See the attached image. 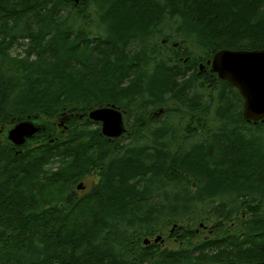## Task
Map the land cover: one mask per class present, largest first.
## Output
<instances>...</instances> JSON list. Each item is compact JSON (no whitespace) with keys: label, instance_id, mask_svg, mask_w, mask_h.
Returning a JSON list of instances; mask_svg holds the SVG:
<instances>
[{"label":"trees","instance_id":"trees-1","mask_svg":"<svg viewBox=\"0 0 264 264\" xmlns=\"http://www.w3.org/2000/svg\"><path fill=\"white\" fill-rule=\"evenodd\" d=\"M92 1L96 20L78 12L71 22V13L61 14L62 0H0V21L4 18L0 23V56L19 37L32 41L37 56L48 50L53 56L46 64L28 68L0 66V123L33 112L53 118L64 110L84 111L106 103L127 108L134 116L136 134L124 145L99 136L98 129L85 118L77 120L64 142L65 161L51 173L53 183L73 184L97 169V215L93 226L78 235L84 251L105 264H138L152 253L138 247L146 234L160 232L172 223L199 222L216 212L230 219L238 210L256 213L248 202L259 195L258 205L264 203L263 188L252 182L264 164V125L255 127L262 129L260 134L242 125L228 128L229 122H243L239 113H231V99L236 94L225 82L217 97L209 101L203 99L201 91L208 78L196 84L197 77L192 75L176 88L171 85L172 80L186 74L181 56L202 50L207 57L214 48L241 47L220 37L233 17L231 8L240 12L239 5H247L240 16L235 11L241 20L255 11L256 0H219L221 9L213 0H158L161 4L154 0ZM157 36L175 39L179 45L157 49L153 40ZM95 41L110 45L113 54L109 52L90 66L82 47ZM256 44L264 45V41L247 46ZM141 46L150 49L142 55L135 50ZM72 63L82 70L73 72ZM158 106H163L169 116L180 112L183 126L175 122L152 126L150 112ZM208 111L212 113L211 122ZM219 118L224 123L220 126ZM236 128L248 131L250 138L247 133L238 134ZM203 129L213 138L231 143L238 152L241 169L211 166L209 140ZM187 134L193 136L188 138ZM61 143L48 145L46 151L58 152ZM23 170L19 156L0 147V208H8L0 216V264H71L77 255L71 237L61 244L44 242L33 250L29 240L34 229L65 224L66 218L81 207L82 199L76 201L65 194L48 212L31 210L32 195L28 191L7 188ZM65 199L67 205L61 208ZM246 225L258 232L253 236L245 231L244 238L264 236L261 216L251 218ZM177 256L185 257V251L163 250L154 259L161 264Z\"/></svg>","mask_w":264,"mask_h":264},{"label":"bare ground","instance_id":"bare-ground-1","mask_svg":"<svg viewBox=\"0 0 264 264\" xmlns=\"http://www.w3.org/2000/svg\"><path fill=\"white\" fill-rule=\"evenodd\" d=\"M62 1H63L61 3L62 5H60L61 10H62L61 14L64 15V14H66L67 11H68V13H71L70 18H69V20L71 22L77 16L76 13H78V12L83 13V15L88 16L89 18L96 20L97 15H95V12L92 9V8H95L96 5H94V2L92 0H62ZM86 4H88L87 9L85 7ZM69 6H72L73 9L68 8ZM63 7H65V8H63ZM255 8H256L255 11H257V15L255 16V18L258 17V12L260 13L259 16H263L264 15V0H256V7ZM7 13L17 14V13L12 12V11H7ZM91 14H92V16H91ZM6 17L8 18V17H10V15L9 16L7 15ZM258 18H260V17H258ZM3 20H4V18L0 21V23H3ZM0 40H1V34H0ZM21 40H26L25 44L26 45L28 44V47H27L25 54L26 55H32L33 59L41 58V57H43V56H45L51 52V50H48L44 55L37 56L34 49H32V41L30 39H28L27 37H25V38L19 37V38L13 40L8 48L13 46L14 44L20 43ZM153 40L157 44V49H160V46H163L165 49H168L171 47L177 48L179 45V42L176 41L175 39H172V38L168 39V38L162 37V36H157V38H155ZM96 42H98V41L92 42L89 45L82 47L83 51H85L86 49H92V47H98L101 49L109 50L110 54H113V50H112V47L110 45H108V44L98 45ZM168 44H170V45H168ZM4 45H6L5 42L2 44V46H4ZM256 45L257 46H254V47L253 46H245V47L241 46V47H237V48H228V47L214 48L211 50L210 55H208L207 57L204 56L205 52H204V55H201V56L197 55V53L191 54L190 56L183 55L180 57V61L184 65H186V68H187L186 74L184 76L177 77L174 80H172L171 85L174 88H176L181 82L188 79L192 75L194 77H197V79L195 81L196 84L201 83L203 80H207V78H208L209 79L208 82L207 81L205 82L204 87L201 88V91L203 92V99L209 101V100L215 99L217 97L218 89L221 86V83L222 82L227 83L233 89V91L236 94V96H234L231 99V102H232L231 103V106H232L231 113H234V112L239 113L240 118L243 122V124H241V123H239V124L233 123L232 124L229 122L228 128L236 126V125H238V126L242 125V126H244L243 127L244 129H255V131H257V133L260 134L262 132V129L259 128L256 130L255 127H257L259 125H264V119H259L257 121H253L251 119H246L243 116L245 98H244L243 94L240 92L239 88L237 86L233 85L227 79L219 78L217 73L211 71V69H210L211 63L210 64L207 63L208 61L211 62L214 55L221 50L248 51V52L249 51H255V50H264V45H258V44H256ZM127 49L133 50L131 46H127ZM149 49H150L149 47L147 48L145 46H141L139 48H136L135 50H137L138 53L143 55V54H146ZM106 56H109V54H107ZM26 57L29 58V56H26ZM52 60H53V56H52L51 61ZM73 65H75V64L72 63L70 65V67L72 68ZM190 70H192V71L190 72ZM209 87H211L212 93H209V95L208 94L206 95L204 89L205 88L208 89ZM172 101H174V99ZM172 101H171V104L173 105L174 103ZM238 106H239V108H238ZM99 108H112L121 114L122 127L124 129V131L121 134H119L117 136L106 135L102 130L103 126H102L101 120H95L89 116V113L91 111H93L95 109H99ZM195 111L198 112L197 109H195ZM209 112L210 111H208V114H209L208 115V119H209L208 121L211 122L212 121L211 120L212 113H209ZM206 113L207 112L205 111L204 114H206ZM167 114H168V112L165 110V108L163 106H158V107L151 110L150 116H149V120H150L149 122L152 123V126H155V127H159V126L162 127V125L169 124L170 122L179 123V125L183 126L184 120H183V117L180 115V112H174L170 116ZM130 117L133 118V122L131 125H129V127H132L134 124L133 114H130L129 109L123 108L120 105L115 104V103H106V104H100L98 106H91L84 111H77V110L66 111V110H64V111L60 112V114H58L57 116H55L53 118H45L39 112H33L29 115L16 117V118L7 120L6 122L0 123V147H2V146L7 147L13 155L19 156V159H21L24 170L15 177V178H17L18 176H21L22 174H24L25 172L28 171L29 163L25 160L27 153L35 152L36 150H40L42 152H49V151H46L48 149V147L50 145H55L58 141L62 142L61 147H65V143H64L65 139L68 136L69 131L71 130V126H73L76 122H78L77 120L85 118L86 120L92 122V124L90 125L91 127L98 129L99 136L105 138L109 142H117L119 145H122V144L124 145V144H126L125 142H123L124 140H128L127 141V143H128L133 138L132 137L133 134H136V132H135L136 127L134 126V128H135L134 131L129 135L128 118H130ZM161 118L164 121L160 122V124L154 125V123H155L154 121L159 120ZM169 119L170 120L172 119V120L170 121ZM30 120L37 121L40 123H45V125L43 127L44 131H43V133L41 132V134L39 135L40 138L38 140L28 142V143H25L22 145H16V144H13V143H11L5 139V137H4L5 132L9 128H11L12 126H14L15 124H17L19 122L30 121ZM71 120H74V121L71 122ZM139 122H141V121H139ZM199 123H201V119L198 120V124ZM221 124H224V123H223L222 119L219 118L217 125L220 126ZM244 129L236 128L235 131L238 132V134L247 133L248 138H250V135L248 134L249 132L244 130ZM203 130L205 133V137L208 138V140H209L207 150H208V147L212 143H215L216 141H224V142L227 141V139L225 140V138H221V139L220 138H213L207 129H203ZM57 134L59 135V137L61 136V134L66 135V136L60 139L57 136ZM126 136H128V137L126 139L122 140ZM187 136H188V138H190L191 136H193V134H187ZM121 140H122V142H120ZM63 149L65 150V148H63ZM28 150H30V151H28ZM26 151H28V152H26ZM54 152H57V151L54 150ZM207 154H208V151H207ZM210 164L215 169H223L224 168V169H230V170H239L242 168V165H241L240 160L238 158L237 150H234V152L230 154L229 158L225 159L224 161L214 162V163H210ZM61 165H63V160L59 164V166H57L56 168H54L52 170L51 173L56 172L61 167ZM261 167L263 168L264 164ZM262 168H260L259 170H261ZM93 169L96 171V173L93 172ZM93 169L90 173L93 174L96 178L97 169L96 168H93ZM256 174L253 176L252 182L259 185L260 187H262V185H260L254 181ZM15 178H13L12 180H14ZM85 178L86 177H84L81 180L74 182L73 184H71V183L67 184V185H70V190H68L65 194L70 195V197H73L74 200H76V201L79 200L80 198L77 195L75 196L74 194H72V192H75V190L80 191L81 189H83L86 186V185L84 186V183H85L84 179ZM95 182L96 181L94 180L92 182L91 186L93 184L95 185ZM8 184H7V186H8ZM262 188L264 190V187H262ZM24 191H18L17 190L14 192H24ZM30 194L32 195V199L30 198L31 202H32V200L34 198H33V194L32 193H30ZM65 194H63L62 196L66 197ZM255 196H256V198H255L256 200H254L252 203L248 202V204H249V206L252 205V207L256 208V210H257L256 213H254L253 211L238 210V213L236 215L232 216V219H230V218H225L223 216L222 212H216V213L211 214V217H209L208 219L206 217L205 219H203L202 221H199V222H194V221L184 222V223L191 222L194 224H198L200 226H204V224L208 221V222H214L216 224V226L220 227V228H222L224 222L230 223V225L227 226V228L224 231L221 230L216 236H214L212 238H206L202 241H199V242L193 244L190 248H185V247H180L178 249L160 248V247L152 244V243H158V242L164 241L163 236L161 235V233H163L164 230H162L160 232H154L152 234H146V235L142 236L140 246H138V247L142 248V249H146V250H148V252H152V253L147 254V257L149 259H145L138 264H143V263L144 264H156L155 263L156 261L154 258H156V256H158L159 253L162 252L163 250H172L174 252L185 251V257H178V256L174 257L173 260H175V259L180 260L179 262L174 263V264H261V263H264V236L263 235H262L263 237H260V236L257 237L256 236V238H253L250 240H248L247 238H244V232L245 231H249V233L253 236H255V234L258 232V231L253 232V230H255V229H249V227H247L246 222L248 220H250L251 218H254V217L257 218L258 216H261L264 219V212H263L264 203L261 205H258V202H257L258 199L257 198H259V195H255ZM61 197L59 198V200L61 199ZM59 200L57 202H59ZM31 202H30V204L32 205ZM66 202H67L66 199H65V201L63 200L61 202L60 206L64 205L61 208H64L67 205ZM83 207H85V206H83ZM50 208L51 207H49L43 211L48 212V210ZM33 209L34 208L31 207V210H33ZM0 210H5V209H3V207H1ZM34 210L36 212L37 211L43 212L42 210H36V209H34ZM6 213H7V210L5 212L1 213L0 216L4 215ZM74 214H75V212H74ZM71 215L68 218H66V223L68 222V220L71 219ZM184 223H172V224L168 225V226H170L168 236L169 235L174 236V233L178 232L179 230H182L184 228V226H182ZM47 226H49V225H47ZM191 229H186L185 231L187 233L192 234L194 231H192ZM28 234H27V236H28ZM146 236H150V237H146ZM151 238H152V240H151ZM258 238L261 239L259 244L257 242ZM183 239L184 238H182L180 240H183ZM243 240H247V241H243ZM220 245H223V247L226 249L224 252H225V254L230 255V259H225V260L217 259L215 261H207V262L193 261L191 259L193 257L194 252H203V251H206L210 248L220 246ZM31 249L33 250L34 248H31ZM255 249L258 250L257 253H256ZM85 254H87V251H85ZM256 254L260 255V256L258 258H255ZM74 261H75V259H73L71 264H74ZM161 264H168V262H164Z\"/></svg>","mask_w":264,"mask_h":264},{"label":"rangeland","instance_id":"rangeland-1","mask_svg":"<svg viewBox=\"0 0 264 264\" xmlns=\"http://www.w3.org/2000/svg\"><path fill=\"white\" fill-rule=\"evenodd\" d=\"M1 1L10 3L11 0H1ZM154 1H156L158 4L162 3L161 1L158 0H154ZM220 1H224L228 3L230 0H220ZM220 1L213 0V2L215 3L214 6L218 7V3ZM232 4H234V2ZM229 6L233 7V5H229ZM245 6L247 5L245 4L239 5V7L241 8L240 12L238 10H235L234 8H231L232 16L234 18L232 17L231 21L225 24L226 26L224 27L223 34L220 38L222 39L225 38L229 43L234 45H241V46H247L253 41H264V15L259 16L260 13L258 12V17L260 18L258 17L255 18V16L257 15L256 13L257 11L254 12L252 11L251 13L243 16L241 20H238L237 15H235L236 13L235 11H238L239 13L238 16H240V14H242V11H244ZM68 8L73 9L72 6H69ZM221 8L222 7H218V9ZM217 12L218 10L216 11V14ZM223 13L227 14V10H224ZM220 14L221 13H218L216 17H219ZM250 31L252 32V34ZM255 35L256 36L258 35V38H256ZM25 42L26 40H21L20 43L14 44L10 48L6 49L5 54L0 56V66L17 65L20 68H28V67H32L35 64H46L51 61L52 56L50 53L37 59H33L32 55H26L25 53L28 44L26 45ZM84 54L88 57L91 66L99 63L103 58L107 57L106 55L109 54V50L101 49L98 47H92V49H86ZM197 55L199 56L204 55V52L202 50H198ZM26 56H29V58ZM71 70L77 73L82 69L77 65H73ZM191 71L192 70H190V72ZM204 90L206 95L212 93L211 87H209L208 89L205 88ZM156 121H154L155 122L154 125L160 124V122L164 120L161 118ZM132 122H133V118L131 117L128 118L129 135L135 129L134 126L129 127V125H131ZM57 136L59 137L58 134ZM65 136L66 135L61 134L59 138L61 139ZM128 136L124 137L122 140L126 139ZM122 140L120 142H122ZM127 141L128 140H124L123 142L127 143ZM63 148L66 149V147H61L58 150V152L49 151L42 153V151L36 150L35 152L27 153L25 160L29 163L28 171L22 174L21 176H18L14 180H12L8 184L7 188L10 191L25 190L28 191L29 193H32L34 199L31 202L32 203L31 207H33L36 210L43 211L49 207H52L63 194H65L68 190H70V185L63 184L62 182L53 183L52 181H50L52 170L57 166H59L62 160L65 161L66 154ZM234 150L235 149L233 148L231 143L229 142L227 143L224 141H216L215 143H212L208 148V159H210V161H213V163L224 161L225 159L229 158L230 154L233 153ZM33 156H35V158H33ZM93 172L96 173L94 169ZM94 180H95V176L89 173L84 179L85 182L84 186L85 185L86 186L80 191L75 190V192H72V194H74L75 196L77 195L80 199H82V203H81V207H79V209L75 211V214L72 213L71 219L68 220L67 223L66 221H64L65 224H63L62 226L53 225V226H47L44 229L41 228L34 229L35 231L31 233L32 236L31 239L29 240V245L31 247L34 248L37 246H41V244H43L44 242H54L57 244H61V242L63 243L66 242V237H71L70 243H72L75 246L76 254H77L74 264H105L101 260L96 261L91 256L85 254L83 246L79 242V237H78L79 232L84 231L93 226V222L97 215L99 195L98 192L94 190V184L91 186ZM254 181L262 185V187H264V167L257 172ZM5 211L6 209L0 210V214ZM263 212H264V206H263ZM229 225H230L229 222H224L222 228H220L217 227L214 222L207 221L204 224V226H200L198 224L188 222V223H184L182 225L184 226V228L174 233V236L173 235L168 236L170 226H167L164 229V232L161 233L164 241L158 243H152V244L160 248H171V249H178L180 247L190 248L193 244L199 241L216 236L221 230L224 231ZM186 229H191L194 232L192 234L187 233L185 231ZM146 237H150V236H146ZM182 238L184 239L180 240ZM225 250L226 249L223 247V245L216 246L203 252H194L193 257L191 259L193 261H202V262L215 261L217 259H223V260L230 259V255L225 254L224 252ZM255 250L257 253L258 250L257 249ZM259 256L260 255L256 254L255 258H258ZM179 261L180 260L175 259L169 261L168 264H174Z\"/></svg>","mask_w":264,"mask_h":264},{"label":"water","instance_id":"water-1","mask_svg":"<svg viewBox=\"0 0 264 264\" xmlns=\"http://www.w3.org/2000/svg\"><path fill=\"white\" fill-rule=\"evenodd\" d=\"M207 63H211V71L219 78L227 79L239 88L245 98L243 116L246 119H264V50H221ZM89 116L101 120L106 135L117 136L124 131L121 114L112 108L95 109ZM44 125L32 120L22 121L9 128L4 137L16 145L36 141L43 133Z\"/></svg>","mask_w":264,"mask_h":264}]
</instances>
